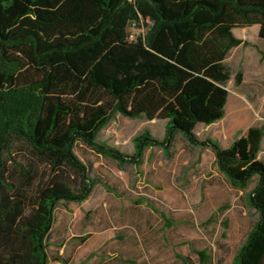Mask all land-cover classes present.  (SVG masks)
Returning <instances> with one entry per match:
<instances>
[{
	"label": "trees",
	"instance_id": "trees-1",
	"mask_svg": "<svg viewBox=\"0 0 264 264\" xmlns=\"http://www.w3.org/2000/svg\"><path fill=\"white\" fill-rule=\"evenodd\" d=\"M255 25L264 39V0H0V264H76L51 254L48 238L59 203L80 204L100 183L75 152L79 142L140 166L147 148L169 151L178 133L211 148L232 187L256 180L249 202L259 218L233 264H264V127H249L228 147L195 133L224 117L232 78L225 59L243 43L233 29ZM117 113L167 120L165 140L145 131L133 156L98 140ZM15 141L53 173L31 207L10 182ZM22 174L31 186L34 174Z\"/></svg>",
	"mask_w": 264,
	"mask_h": 264
},
{
	"label": "rangeland",
	"instance_id": "rangeland-1",
	"mask_svg": "<svg viewBox=\"0 0 264 264\" xmlns=\"http://www.w3.org/2000/svg\"><path fill=\"white\" fill-rule=\"evenodd\" d=\"M258 30V25L233 29L243 43L225 59L232 73L225 84L229 91L225 115L213 125H198L195 133L200 140L218 139L227 146L238 132L264 127V40ZM239 72L242 81L236 84ZM166 123L117 113L98 140L133 156L134 138L148 131L164 141ZM163 145L147 148L141 165L135 166L101 157L84 143L77 144L75 152L100 183L87 201H61L55 210L53 226H69L76 237L68 240L67 254L73 261L97 264L100 258H111L107 264H126L124 260L133 261L130 264H183L180 255L189 264H200L198 252L204 251L210 257L207 264H233L259 218L249 202L256 180L245 189L232 187L218 169L214 151L189 144L181 133L169 151ZM7 159L10 182L31 207L38 186H46L53 173L23 142L13 143ZM23 169L34 174L31 186L25 183ZM98 226H104L100 235ZM58 237L61 235L53 230L48 238L51 254L55 253L52 241ZM114 252L120 253L122 261L113 258Z\"/></svg>",
	"mask_w": 264,
	"mask_h": 264
},
{
	"label": "crops",
	"instance_id": "crops-1",
	"mask_svg": "<svg viewBox=\"0 0 264 264\" xmlns=\"http://www.w3.org/2000/svg\"><path fill=\"white\" fill-rule=\"evenodd\" d=\"M261 40H264V39H261ZM147 120V119H146ZM149 121H151V120H149ZM213 124H215V123H212V124H210V125H213ZM210 125H204V126H210ZM246 130V129H245ZM241 134V131L240 132H238L237 134H236V136L234 137V139L236 138V137H238L239 135ZM234 139L227 145V146H224L218 139H216V140H218L221 144H222V146H224V147H228L233 141H234ZM259 159L260 160H262L263 162H264V139H263V141H262V149H261V151H260V153H259ZM93 192H94V190H93ZM92 192V193H93ZM92 195V194H91ZM91 197V196H90ZM89 197V198H90ZM88 200V199H87ZM86 200V201H87ZM54 225V224H53ZM55 227H57V229H55ZM99 227V228H98ZM97 227V229H98V231H97V235H100L101 233H102V231H99V229H103V227L104 226H98ZM101 227V228H100ZM53 230H56L57 231V234L58 235H61V237H58L57 239H54V241H52V243L53 244H55V254H58V255H60V256H62V257H64L65 259H67L68 261H70V262H74V263H76L75 261H73L72 260V256H71V254H67V252L69 253V244H68V240H69V238H71V239H73V238H76V237H74V235L73 234H70V230H69V226H53L52 227V229H51V231H50V233H49V237H50V235H51V233H52V231ZM74 240V239H73ZM49 248H51L50 247V245H49ZM111 254V253H110ZM109 254V255H110ZM108 254H107V257L109 256ZM120 253L119 252H114V256H113V258H117V260L118 261H122V259L120 258ZM111 258H109V259H107V260H105L104 258H100L99 260H98V262H97V264H107V262L110 260ZM76 264H78V263H76Z\"/></svg>",
	"mask_w": 264,
	"mask_h": 264
}]
</instances>
